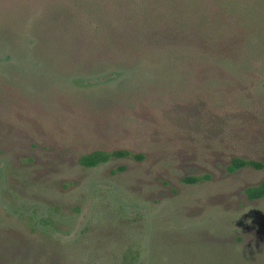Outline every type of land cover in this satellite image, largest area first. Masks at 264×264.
I'll return each instance as SVG.
<instances>
[{
  "label": "rangeland",
  "instance_id": "rangeland-1",
  "mask_svg": "<svg viewBox=\"0 0 264 264\" xmlns=\"http://www.w3.org/2000/svg\"><path fill=\"white\" fill-rule=\"evenodd\" d=\"M262 181L264 0H0V264H264Z\"/></svg>",
  "mask_w": 264,
  "mask_h": 264
},
{
  "label": "trees",
  "instance_id": "trees-1",
  "mask_svg": "<svg viewBox=\"0 0 264 264\" xmlns=\"http://www.w3.org/2000/svg\"><path fill=\"white\" fill-rule=\"evenodd\" d=\"M127 157H133L137 160L143 159L142 155H133L132 153L125 150H118L114 152L94 151L90 154L81 156V158L79 159V163L86 168H95L102 164H106L113 159H122ZM247 167H252L261 170L263 168V164L256 161L234 158L228 170L230 173H234L237 170H241ZM124 170L125 167L121 166L118 167L115 172L124 171ZM200 180H201L200 178H190V177L183 179V181L188 184H195L198 183ZM245 193L250 201H256L262 199L264 197V181H262L260 184L256 186L248 187L245 190ZM124 264H132V263L129 262V260L127 259V261H125Z\"/></svg>",
  "mask_w": 264,
  "mask_h": 264
}]
</instances>
